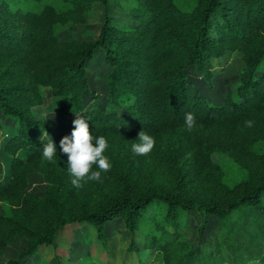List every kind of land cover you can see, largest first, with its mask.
I'll return each mask as SVG.
<instances>
[{"label": "trees", "instance_id": "16d2710c", "mask_svg": "<svg viewBox=\"0 0 264 264\" xmlns=\"http://www.w3.org/2000/svg\"><path fill=\"white\" fill-rule=\"evenodd\" d=\"M108 1H0V142L12 157L8 181L0 159V264H24L83 223L112 255L106 226L115 219L132 233L128 251H135L140 218L154 200L167 203V214L146 237L154 259L141 264H264V0H135V26L105 14L93 39L58 37L57 25L84 24L95 4ZM98 48L111 69L107 105L87 96ZM228 52L242 55L240 85L215 105L188 71L196 67L211 85L213 60ZM46 89L56 121L35 114ZM186 113L195 117L191 130ZM75 114L106 138L110 162L102 182L82 181L79 189L59 147ZM141 130L155 143L135 155ZM44 131L57 146L52 162L42 158ZM33 175L45 178L43 195L29 190ZM192 211L204 215L202 228L210 217L221 226L213 255L180 231V217Z\"/></svg>", "mask_w": 264, "mask_h": 264}, {"label": "rangeland", "instance_id": "374dc122", "mask_svg": "<svg viewBox=\"0 0 264 264\" xmlns=\"http://www.w3.org/2000/svg\"><path fill=\"white\" fill-rule=\"evenodd\" d=\"M134 6L135 0H109L107 4H95L92 15L86 23L73 26L59 24L55 28L56 34L61 40L82 41L93 39L99 33L105 14L114 17L118 22L135 26L136 21L132 18ZM262 65L264 66V61ZM243 68L244 63L241 53L228 52L222 58L213 60V82L211 85L205 81L196 67L191 68L188 74L190 80L202 95H205L211 103L220 105L229 90H232L234 94L236 93L240 85V73ZM110 70L106 62V51L103 48H98L88 64L91 85L87 95L89 102L94 97L93 94L96 93V98L98 97L101 103L108 104L106 76ZM55 107L50 89H46L44 105L41 111L35 114L38 119L50 118L56 121L59 114L55 113ZM6 124L13 125L14 123L12 120H6ZM43 137L46 138L47 136ZM4 148L5 143L1 141L2 179L8 181L11 177L10 164L12 157L4 151ZM19 155L24 156L23 152H20ZM46 187L47 182L43 176H32L29 183L30 191L43 195ZM1 213H4V207L0 203ZM166 214L167 203L162 200H154L146 207L136 231L135 237L138 247L134 245L135 251H128L132 233L128 229L127 231L124 229V225L121 224L123 221L115 219L106 226V234L110 239L109 246H112V255H109L105 245L100 243L96 228L89 223H83L67 226L59 233L55 248L53 246L42 247L36 255L24 264H141V260L151 258L153 260L156 250L148 248L149 244H147L146 237H152L155 234L154 228L164 221ZM203 218L204 215L196 211L183 214L180 217L182 223L180 231L191 244L201 247L205 254L213 255L218 243V236L220 237L221 226L216 218L210 217L207 226L202 228Z\"/></svg>", "mask_w": 264, "mask_h": 264}, {"label": "clouds", "instance_id": "9594fccd", "mask_svg": "<svg viewBox=\"0 0 264 264\" xmlns=\"http://www.w3.org/2000/svg\"><path fill=\"white\" fill-rule=\"evenodd\" d=\"M184 121L189 130L195 126V117L192 113H186ZM246 123L248 127H251L253 122L247 121ZM72 124L71 135L63 136L59 141V147L60 151L68 156L67 168L72 177L71 184L79 189L83 186L82 181L102 182V173L110 170V162L102 155L108 147L106 138L90 134L88 119L83 115L75 114ZM45 135L49 140L43 144L42 158L52 162L57 146L46 131L42 136ZM137 139L139 143L131 145V150L135 155H144L152 151L155 143L153 136L141 130L138 132ZM93 165L100 171H91L89 174Z\"/></svg>", "mask_w": 264, "mask_h": 264}]
</instances>
